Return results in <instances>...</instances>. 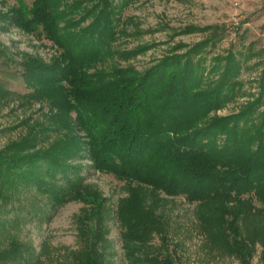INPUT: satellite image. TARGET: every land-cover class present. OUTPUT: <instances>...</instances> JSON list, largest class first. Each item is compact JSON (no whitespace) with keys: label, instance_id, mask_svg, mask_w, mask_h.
Here are the masks:
<instances>
[{"label":"trees","instance_id":"1","mask_svg":"<svg viewBox=\"0 0 264 264\" xmlns=\"http://www.w3.org/2000/svg\"><path fill=\"white\" fill-rule=\"evenodd\" d=\"M114 1L32 0L28 17L19 10L0 17L26 34L43 35L57 50L49 63L28 57L22 64L20 76L30 89L23 97L46 106L48 124L28 127L21 140L0 150V206L30 190L51 209L87 198L101 201L81 175L90 167L127 185L114 215L126 258L172 264L168 256H136V246L152 234L164 244L160 194L183 196L207 209L223 203V212L229 202L245 203L264 217V88L238 112L211 116L234 99L238 63L231 53L216 57L209 73L221 70L220 75L207 82L205 66L192 59L205 41L185 54L156 59L143 71L98 68L107 58L127 62L152 47L114 49L116 39L126 35V20H120ZM261 74L264 81V67ZM5 93L0 87V95ZM98 207L81 217L84 245L69 264H105L110 243L104 208ZM231 235L228 249L248 264L246 241ZM31 252L12 239L0 248V264H16Z\"/></svg>","mask_w":264,"mask_h":264},{"label":"rangeland","instance_id":"2","mask_svg":"<svg viewBox=\"0 0 264 264\" xmlns=\"http://www.w3.org/2000/svg\"><path fill=\"white\" fill-rule=\"evenodd\" d=\"M31 3L32 0H0V17H10L18 10L28 17ZM114 4L120 20H126V35L116 39L114 49L152 47L127 62L117 57L107 58L98 68L133 67L143 71L156 59L185 54L205 41L207 46L200 56L192 59H200L205 66L207 82L215 83L220 75L221 70L209 73L216 57L231 53L238 63L234 99L211 116L238 112L257 97L261 86L264 88L261 74L264 0H115ZM178 46L181 48L171 51ZM56 54L55 47L43 35L26 34L0 21V87L6 91L0 95V150L10 142L21 140L28 127L48 124L46 106L23 97L30 89L26 88L20 72L28 57L49 63ZM82 164L88 166L89 162ZM81 175L101 201L94 203L87 198L86 202L71 201L51 209L44 196L30 190L20 192L8 205L0 206V248L15 239L32 249L31 254L16 264L71 263L72 253L84 245L80 219L99 205L104 208L105 237L110 243L105 264H136L125 256L122 228L114 216L118 203L128 195L126 183L90 167H85ZM159 197L165 221L164 244L158 235L152 234L148 241L136 246V256H168L172 264H240L227 247L231 234L236 233L246 241L248 264H264V246L260 244L264 217L255 215L247 204L229 202L223 212V203L207 209L187 202L183 196L160 194Z\"/></svg>","mask_w":264,"mask_h":264}]
</instances>
